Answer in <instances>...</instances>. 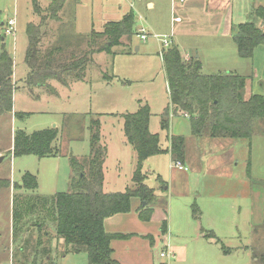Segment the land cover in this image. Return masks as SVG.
Masks as SVG:
<instances>
[{
  "label": "rangeland",
  "instance_id": "374dc122",
  "mask_svg": "<svg viewBox=\"0 0 264 264\" xmlns=\"http://www.w3.org/2000/svg\"><path fill=\"white\" fill-rule=\"evenodd\" d=\"M48 1L38 0L40 17L46 14ZM147 2H153L154 8H149ZM234 2L243 10L245 22L254 26L260 24L259 16L252 13L254 8L264 5V0ZM32 4L33 0H0V50L3 44L13 61L17 88L12 111L0 115V180L8 184L0 188V264H10L12 251L16 246L18 248L12 239L13 196L23 200L25 196L48 197L68 192L71 169L68 157L80 158L88 154L86 127L90 119L99 121L100 144L107 150L103 193L124 192L132 186L137 158L125 140L122 115L136 112L139 102L149 106V132L158 135L162 149L168 147L167 139L171 136L185 139L187 172L176 169V162L169 154L146 159L141 169L146 177L145 184L154 189L155 197L150 203L156 208L153 213L166 219L165 237L172 238L175 247H182L179 253H184L179 255L183 264H264V200L256 201L250 212L251 198L247 196L251 192L264 194V122L255 124L250 144L243 139L192 136L189 120L182 113L165 115L169 98L159 56V52L167 49L161 47V41L174 43L179 49L186 46L191 57L199 56L203 61L204 74L233 70L246 78L247 91L264 100V44L254 49L250 59H242L238 57L232 39L224 43V40L204 42L202 36L177 34L172 37L170 0H65L60 21H52L47 30L44 29L46 36L40 45L42 55L49 52L41 46H50L55 57L67 56L69 61L87 51L97 52L108 40L101 32L104 24L120 21L127 12L132 15L133 35L121 38V45L113 47L111 54L94 53L83 82L72 83L66 89L51 81L50 85L57 93L53 95L47 93L46 88L30 89L26 84L25 27L27 23L37 25L40 21ZM9 19L15 21V29L14 34L8 36L4 35L1 23ZM140 29L150 35L147 41L139 39ZM92 30L98 32L92 34L89 43ZM137 47L140 48L138 51ZM14 113L29 115L15 118ZM162 119L168 122L164 130L160 128ZM53 126L58 131L55 142L60 156L43 159L12 156L10 151L16 130L29 134ZM248 164H251L250 175ZM25 172L36 177V191L14 190V184H21ZM193 203L200 210L197 221L191 216ZM39 206L28 210L25 220L17 226L21 227L17 233L21 243L29 242V251L26 249L25 252H29V257H36L34 264L45 262L44 254L34 255L31 248L37 245L38 233L41 243L50 250L51 260L58 255V246L52 245L53 211ZM237 206H241L240 214ZM201 228L205 231L215 229V238L219 242L212 238L208 244L201 237ZM160 250V247L152 249L155 259ZM244 250L247 251L245 256ZM224 251L232 254L222 258ZM205 252L212 257H205Z\"/></svg>",
  "mask_w": 264,
  "mask_h": 264
},
{
  "label": "trees",
  "instance_id": "16d2710c",
  "mask_svg": "<svg viewBox=\"0 0 264 264\" xmlns=\"http://www.w3.org/2000/svg\"><path fill=\"white\" fill-rule=\"evenodd\" d=\"M65 0H50L44 17H40V7L33 0V9L40 18L37 25L28 23L25 33L27 47L25 65L28 73V87H43L52 90L51 81H57L62 86L68 85V79L82 81L92 63L95 52L87 51L77 57L56 58L53 53L42 55L40 42L42 28L48 20H58ZM257 15L264 21V11L259 9ZM102 34L107 37L106 44L96 53L111 54V49L121 45V38L133 35V19L131 12L125 14L120 21L109 22L104 26ZM90 36V41L91 42ZM236 44L237 54L242 59H250L254 49L264 44V33L252 23L237 25L232 34ZM89 47V46H88ZM166 85L168 88L170 113L181 114L188 118L191 133L195 137L210 136L212 138H229L250 140L256 123L264 122L263 97L246 90V78L223 73L205 75L201 73L200 62L194 57L184 58L180 51L170 45L160 54ZM13 61L2 44L0 50V115L12 111L13 93L16 85L12 81ZM26 113H14L15 118L27 116ZM149 106L139 102L134 113L122 115L123 133L128 145L137 155V165L132 176V186L124 192L103 193V164L106 158V148L100 144V123L90 119L89 154L86 157H68L71 168L69 190L65 193H55L52 196H34L22 200L13 196L12 236L16 242L19 226L25 220L28 210H33L39 204L41 208L51 209L55 223V235L61 239L66 252L72 254L84 253L88 264H118L112 258L110 242L112 239H122L123 235H109L105 232V219L120 213H127L131 201H140L138 216L147 220L151 214L149 204L154 200V191L145 184V175L141 172L143 163L151 156L170 153L175 162L181 163L184 158V138L171 136L167 139L168 148L162 149L158 135L149 132ZM168 122L161 120L160 128H167ZM56 129H44L27 134L16 130L12 140V156H35L38 159L55 158L60 151L53 143L57 139ZM262 133V132H261ZM8 185L0 180V188ZM36 177L25 172L21 177V185L14 184L15 191L37 190ZM30 212V211H29ZM196 215V213L194 214ZM166 223H162V231ZM24 245L28 242H24ZM31 247L34 253L44 254L40 241ZM31 249V250H32ZM38 250V252H37ZM36 251V252H35Z\"/></svg>",
  "mask_w": 264,
  "mask_h": 264
},
{
  "label": "crops",
  "instance_id": "0c3cea01",
  "mask_svg": "<svg viewBox=\"0 0 264 264\" xmlns=\"http://www.w3.org/2000/svg\"><path fill=\"white\" fill-rule=\"evenodd\" d=\"M170 1H171V13H172V16H171V18H172L171 19V27H172L171 36L172 37L177 36V34H183L186 37L202 36L201 38L203 39L204 42H211V41L216 42V41L224 40V43H226V41H230V39H232V41H233L232 34H233L234 28L237 25L242 24V23H247L244 21L243 10L238 9V3H235L234 0H170ZM36 2H38V0H36ZM49 2H50V0L48 1L46 8L48 7ZM146 5L149 8H154L153 2L152 3L147 2ZM62 9H63V7H62ZM259 9H262L264 11V5H259L258 7L254 8L252 14H254L256 17H258L257 11ZM60 12L58 14V20H49V22L47 21L46 25L42 28V32L44 34L42 35L41 41L43 40L44 36H46L45 32L47 30L48 24L52 21H54V22L60 21V18H59ZM127 13H125V14H127ZM175 18H179L180 20L178 22H175L174 21ZM259 20H260V24L258 26H255V27L260 29L264 33V21L260 18H259ZM111 22H113V21H111ZM115 22H117V21H115ZM4 23L5 22H2L1 26H3ZM30 23H32V22H30ZM107 23H109V22H107ZM107 23H105L104 26ZM25 29H26V27H25ZM44 29H46V30H44ZM103 29H104V27H103ZM95 32H98V31L92 30L91 34H93ZM101 32H103V30ZM233 43L235 44L234 41H233ZM40 45H41V42H40ZM170 45H173L179 51L180 50L183 51V52L180 51V53L184 58L188 59L191 57L190 54L186 52V50H187V49H185L186 46L185 47L182 46V49H179L178 48L179 46H177L174 43H172V44L170 43ZM87 47H88V45H87ZM235 47H236V44H235ZM213 48H215V47H213ZM41 49H46L49 53H53V51L49 50L50 46H48V47L44 46V48H42V46H41ZM139 49L140 48L137 47L136 51H138ZM161 52H159V54ZM236 52H237V48H236ZM59 53H57V54H59ZM53 56H55V55L53 54ZM60 57L63 58V56H60ZM60 57H56V58H60ZM64 57H66V56H64ZM194 58L200 62L201 73L204 74L202 72L203 61L199 58V56L198 57L195 56ZM12 71H13L12 72V81L15 84L16 76L14 73L15 72L14 71V64H13ZM223 73L237 74L233 70H225L224 72L217 73V74H223ZM237 75H239V74H237ZM83 80L79 81V82H83ZM55 82L57 83L58 86L64 87L66 89H68L69 86H72L71 85L72 83H73V85H75L76 83H79V82H76L72 79H68V85L67 86H62L57 81H55ZM51 88H52V90L45 89L46 92L51 93L53 95H57L53 86H51ZM166 89L168 91L167 85H166ZM13 95H14V93H13ZM12 99H14V96ZM89 122H90V120H89ZM88 126H89V124L86 127L87 131H88ZM54 127L55 126H53V128H51V129H56ZM88 133H89V131H88ZM198 138L217 139V140L229 139V138H212L210 136H202V137H198ZM231 140H239V139H231ZM243 140H245V139H243ZM55 141H57V140H55ZM55 141H54L53 145L55 148H58L56 146L57 143ZM250 141H251V139L248 141L249 144H250ZM185 144L186 143H185V139H184V149L186 147ZM128 146H130V145H128ZM130 148L132 149L131 146H130ZM164 149H166V148H164ZM10 152H12V151H10ZM88 154H89V152H88ZM164 154H167V155L169 154V156L173 159V157L170 153H164ZM87 155H84L82 157H86ZM106 156H107V150H106ZM152 157H155V156H151V158ZM136 158H137V155H136ZM149 159H150V157L147 158V160H149ZM105 161L103 164V185H102V188H103L104 184L106 183L105 173H104L105 164H106ZM186 161H187V157H186L185 150H184V158L181 161V165L184 166V168L186 165ZM136 163H137V161H136ZM135 169H136V166H135ZM134 171H133V173H134ZM183 171L187 172V169L183 170ZM247 172H248V175H250L251 164L250 165L248 164ZM133 173H132V176H133ZM152 173H154V172H152ZM70 176H71V169H70ZM70 176H69V178H70ZM68 186H69V183H68ZM127 188H129V187H127ZM151 189L154 191L153 188H151ZM154 195H155V193H154ZM239 196H241V194ZM247 196L249 198H251L250 199V205H251L250 212H252V208H253L254 204L256 203V201H258L259 199H262V198L264 200V194H261L259 192H251V194L247 195ZM139 206H140V201L138 199L134 198L131 201V208H130L129 212L116 214L114 216H111V217L105 219V221L103 223V227H104V230L107 234L114 235V236H117V235L125 236L122 239H112L111 240L110 247L112 249V258L114 260H116L118 262V264H183V261L179 255V254L184 253V252L179 253V250L182 249V247H180V246L175 247L174 244H172L173 239L172 238L166 239V237H165L167 230H168V224H167L166 219L160 218V217L154 215L153 212H154V210H156V208H154L153 206H151L149 204L148 209L151 210V214L147 220H141L139 218L138 212H137V210L139 209ZM153 208H154V210H153ZM236 210L240 214L241 206H237ZM191 212H192L191 213L192 219L195 221L199 220L200 210H199L198 206L196 205V203H193L191 205ZM195 213H196V215H194ZM154 220H155V222H153ZM164 221L166 223V226H165V230L162 231L161 227H162V223ZM212 230L211 231H205L203 228L200 229L201 237L204 238L208 244H209L208 241H210V239H212V238L216 239L215 237H217L215 229H212ZM203 231H205L206 233ZM52 233L54 235L52 245L56 244L58 246V248H56V251H57L56 253H58V255L55 256V260H53V261L51 260V253H50L48 246L41 243V238H39L41 236L39 235V233L37 236L38 239L36 240V243H37V241L40 240V243H41L40 248H44V250H45L44 255L40 253L41 256L43 255L42 257L44 258V261H45V262H43V264H62V261H60V260L66 261L67 263H65V264H88L86 254H84V253L72 254V253L66 252V247H65L63 241L61 239L57 238L55 235V226L52 229ZM238 233L239 232L237 230L236 234H238ZM12 239H13V236H12ZM21 241L22 240L19 236L17 238V241H16V244H18V248L16 246V250L12 251V258H10V264H34V260L36 259V257L34 256L32 258V256L29 257V255H28V253H29L28 252L29 251V249H28L29 242L27 241L28 244L24 245L23 243H21ZM24 242H26V241H24ZM214 242L218 243L219 240L216 239ZM20 243L22 246L21 245L19 246ZM156 247H160L161 250L159 252L158 258L155 259L153 252H152V249L154 250V248H156ZM26 249H28L27 252H25ZM163 250L169 251L172 254V257H169L168 259L167 258H161L160 253H161V251L163 252ZM231 254H232V252H229V251L225 252L224 251L222 254L224 256H222V258H225L227 256L229 257ZM34 255H35V253H34ZM38 255H39V253H38ZM82 255H84V256H82ZM245 255H247V251L244 250L243 256H245ZM204 256L206 257V256H211V255L208 254V252H205ZM253 261L256 262L255 259H253Z\"/></svg>",
  "mask_w": 264,
  "mask_h": 264
},
{
  "label": "built area",
  "instance_id": "2783aa9c",
  "mask_svg": "<svg viewBox=\"0 0 264 264\" xmlns=\"http://www.w3.org/2000/svg\"><path fill=\"white\" fill-rule=\"evenodd\" d=\"M180 19L179 18H175V22H178ZM3 30H4V35H12L14 34V29H15V21L13 19H9L7 20L4 24H3ZM139 39L141 41H146L150 35L146 34L142 29L139 30V33L137 34ZM154 39H156L158 41V37L156 35L153 36ZM161 47H168L170 46V43L168 41H161ZM176 169L178 170H186L181 163L176 162L175 166ZM160 257L161 258H169L172 257V254L169 251H163L160 253Z\"/></svg>",
  "mask_w": 264,
  "mask_h": 264
},
{
  "label": "water",
  "instance_id": "95a60500",
  "mask_svg": "<svg viewBox=\"0 0 264 264\" xmlns=\"http://www.w3.org/2000/svg\"><path fill=\"white\" fill-rule=\"evenodd\" d=\"M2 160V158H0V161Z\"/></svg>",
  "mask_w": 264,
  "mask_h": 264
}]
</instances>
